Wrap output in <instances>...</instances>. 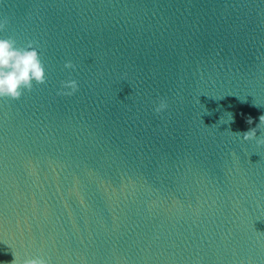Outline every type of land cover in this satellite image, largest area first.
Returning a JSON list of instances; mask_svg holds the SVG:
<instances>
[{"label":"water","instance_id":"95a60500","mask_svg":"<svg viewBox=\"0 0 264 264\" xmlns=\"http://www.w3.org/2000/svg\"><path fill=\"white\" fill-rule=\"evenodd\" d=\"M0 25L46 73L0 98V264H264V0H0Z\"/></svg>","mask_w":264,"mask_h":264},{"label":"clouds","instance_id":"9594fccd","mask_svg":"<svg viewBox=\"0 0 264 264\" xmlns=\"http://www.w3.org/2000/svg\"><path fill=\"white\" fill-rule=\"evenodd\" d=\"M0 25V29H2ZM66 69L74 66L65 63ZM46 73L41 62L37 48L29 43L25 47H17L16 42L11 39L0 38V98L19 99L24 91H30L33 84L45 83ZM73 92L78 89L75 80L67 81L64 85ZM167 109L165 102L159 103L155 111L163 112ZM234 119V118H233ZM248 133L244 138H249ZM24 264H47L42 257H34L25 260Z\"/></svg>","mask_w":264,"mask_h":264}]
</instances>
